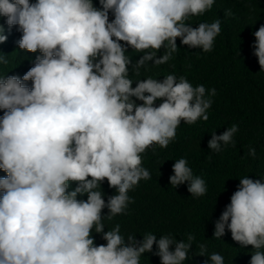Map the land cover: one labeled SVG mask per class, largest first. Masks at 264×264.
<instances>
[{
	"label": "clouds",
	"instance_id": "obj_1",
	"mask_svg": "<svg viewBox=\"0 0 264 264\" xmlns=\"http://www.w3.org/2000/svg\"><path fill=\"white\" fill-rule=\"evenodd\" d=\"M98 3L0 0V17L22 33L18 49L39 53L22 77L0 75V264H140L154 245L160 264L188 259L192 234L187 242L151 232L137 240L122 235L119 223L105 231L103 221L126 215L134 203L128 193L151 179L142 158L149 148L166 149L181 122L209 119L214 88L193 87L174 73L133 80L130 70L139 77L149 62L166 64L178 50L177 39L211 52L221 21L197 27L186 21L210 10L214 0ZM3 33L0 25V44L7 40ZM252 35V55L264 70V24ZM128 49L143 55L133 63ZM8 62L0 53V64ZM238 130L233 124L213 132L208 149L235 146ZM249 155L255 157L254 148ZM172 173V187L187 183L193 197L206 194L205 180L193 175L185 158L174 161ZM104 181L115 190L106 200ZM93 230L104 244H95ZM226 231L234 242L251 246L249 264H264V181L239 179L214 221L215 238ZM199 247L204 256L206 246ZM205 264H224V257L212 253Z\"/></svg>",
	"mask_w": 264,
	"mask_h": 264
},
{
	"label": "trees",
	"instance_id": "obj_2",
	"mask_svg": "<svg viewBox=\"0 0 264 264\" xmlns=\"http://www.w3.org/2000/svg\"><path fill=\"white\" fill-rule=\"evenodd\" d=\"M92 2L99 7L98 0ZM227 10L231 11L230 16L225 15ZM216 19L221 21V32L215 38L211 52L189 49L177 39L178 50L166 64L153 67L149 62V70L141 68L139 77L130 70L133 80L149 76L162 80L173 73L178 77L186 76L193 87L214 88L216 95L210 97L213 103L207 121L198 120L192 125L181 122L175 140L166 149L153 145L143 154V166L150 171L151 179L140 181L128 193L134 203L128 205L126 215L103 221L105 231L119 223L122 235H134L137 240L147 232L155 234L157 239L171 234L178 242H187L188 235H194L188 259L183 264H205L212 253L221 254L224 264H249L253 252L251 246L234 242L227 231L223 237L215 238L214 221L230 202L240 178L248 176L264 181V70H260L251 48L255 42L252 34L264 24V0H214L210 10L189 17L186 23L197 27L199 23H211ZM0 25L7 36L6 42L0 44V53L9 61L0 64V75L22 77L39 53L19 50L17 41L22 33L15 26L9 29L5 18L0 17ZM163 53L161 48L157 56ZM126 54L133 63L143 55L132 49ZM27 83L31 85L30 81ZM2 114L0 110V116ZM233 124L239 129L233 137L235 146L222 145L220 152L210 151L207 142L211 134H222ZM250 148L255 149V157L249 155ZM180 158L187 160L194 176L205 180L207 191L204 196L193 197L187 191V183L176 188L169 184L172 164ZM4 175L0 171V177ZM101 187L105 200L114 194L115 190L108 187L107 181ZM78 199H86V196ZM107 214L108 210L103 209L102 215ZM92 236L96 245L105 243L94 230ZM201 244L206 246L204 256H200ZM155 251L154 245L152 253L141 256L140 264H160L159 257L153 255Z\"/></svg>",
	"mask_w": 264,
	"mask_h": 264
}]
</instances>
